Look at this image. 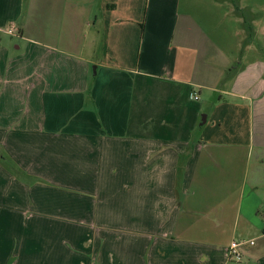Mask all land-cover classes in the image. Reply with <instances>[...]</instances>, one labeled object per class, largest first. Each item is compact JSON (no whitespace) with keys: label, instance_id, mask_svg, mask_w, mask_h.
Segmentation results:
<instances>
[{"label":"crops","instance_id":"0c3cea01","mask_svg":"<svg viewBox=\"0 0 264 264\" xmlns=\"http://www.w3.org/2000/svg\"><path fill=\"white\" fill-rule=\"evenodd\" d=\"M181 1L0 0V264H264V18Z\"/></svg>","mask_w":264,"mask_h":264},{"label":"rangeland","instance_id":"374dc122","mask_svg":"<svg viewBox=\"0 0 264 264\" xmlns=\"http://www.w3.org/2000/svg\"><path fill=\"white\" fill-rule=\"evenodd\" d=\"M181 2L182 10H185L186 8H188V6H190V11L194 15V19L198 24H200V20L198 19L197 13L198 10L201 9V7H205L207 0H182ZM208 2L209 7L206 12L208 11L209 18L212 21L210 29L213 28V30L219 31V34L222 38H230V41L228 42L231 45L233 44V40L236 41L242 38L241 41H243V34H240L239 38H235L232 40V34H234V32H237L238 30L240 32H246L247 41L249 39L250 22L255 20L259 24V21L264 18V0H222L220 3L222 7L219 6L215 8L212 7L214 4L213 0H209ZM202 10L203 12H205V9ZM223 12L229 13L230 16H227L225 20L220 21L221 18L219 16L223 14ZM236 18H240L242 20V23H240V21L238 22ZM202 27L204 28L203 24ZM212 38L215 39L216 36ZM255 40H257V44L263 43V38L261 37V35H257ZM11 41H13L14 44H17L16 39H12ZM246 41L244 42L245 44ZM203 116L204 115L200 117L201 120L203 119ZM21 181L23 180L19 178V182ZM26 185L28 184L26 183Z\"/></svg>","mask_w":264,"mask_h":264},{"label":"built area","instance_id":"2783aa9c","mask_svg":"<svg viewBox=\"0 0 264 264\" xmlns=\"http://www.w3.org/2000/svg\"><path fill=\"white\" fill-rule=\"evenodd\" d=\"M7 32H8L9 34L13 33V28H9V29L7 30ZM193 99H194V100H197V99H198V96H194ZM250 244H252V243H250ZM240 245H242V244H239V243H236V242H232V243H231L230 248H229V252H228V255H229L230 258H232V259H236V260H238V259L240 258V255H239V253H238V251H237V248H238Z\"/></svg>","mask_w":264,"mask_h":264},{"label":"water","instance_id":"95a60500","mask_svg":"<svg viewBox=\"0 0 264 264\" xmlns=\"http://www.w3.org/2000/svg\"><path fill=\"white\" fill-rule=\"evenodd\" d=\"M203 122H204V118H203Z\"/></svg>","mask_w":264,"mask_h":264}]
</instances>
